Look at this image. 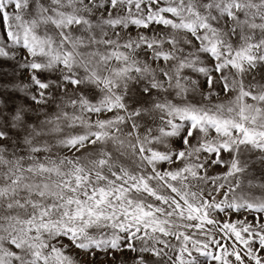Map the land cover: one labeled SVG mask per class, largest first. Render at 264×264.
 I'll return each mask as SVG.
<instances>
[{
	"label": "snow or ice",
	"instance_id": "1",
	"mask_svg": "<svg viewBox=\"0 0 264 264\" xmlns=\"http://www.w3.org/2000/svg\"><path fill=\"white\" fill-rule=\"evenodd\" d=\"M0 264H264V0H0Z\"/></svg>",
	"mask_w": 264,
	"mask_h": 264
}]
</instances>
